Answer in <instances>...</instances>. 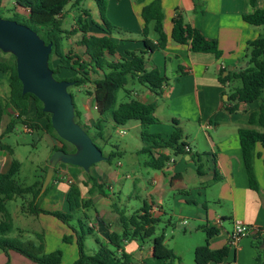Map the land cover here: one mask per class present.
<instances>
[{
    "label": "crops",
    "instance_id": "crops-1",
    "mask_svg": "<svg viewBox=\"0 0 264 264\" xmlns=\"http://www.w3.org/2000/svg\"><path fill=\"white\" fill-rule=\"evenodd\" d=\"M150 1L152 0H107L106 18L110 25L120 29L119 32L110 34L118 44L114 58L124 55L125 50L142 48L140 11ZM93 3L92 0L88 3V17L81 12L83 8L72 6L73 9L69 10L67 9L69 4L66 5L63 11V23L69 14H72L75 19L81 16L89 22L87 34H104L102 30L104 24L99 18L96 5L95 9L90 12L94 8ZM160 3L164 14L162 24L167 41L163 49L155 50L146 56L145 66L147 69L153 66L157 67L163 78L161 95L155 96L147 87L133 80L137 85L127 90L126 96L127 99L134 98L143 103H156L153 116L157 122L147 126L149 132L158 133L163 137L168 136L173 129L171 121L176 119L185 134L188 151L191 152L171 157L170 161L159 170L149 166L145 159L143 171L146 175L140 172L141 170L139 171L141 168L139 162L138 165L133 162L124 165L122 158H117L112 163L104 160L105 165L95 163L90 167V171L98 182L104 184L107 195L93 194V207L85 212L77 210L70 225L78 228L80 219L84 229L91 227L92 233L86 235L85 244L86 240L95 242V239L106 243L111 232L121 231L118 214L112 207V203L119 208L117 201L127 186L124 179L130 178L133 190L144 189L146 191L147 201L143 205H147V210L152 217L160 218L166 214L162 203L166 197L173 194L176 204L171 209L169 217L176 215L179 217V222L183 224L182 222L185 220L182 219H185L184 216H186L198 223L197 227L203 233L204 226L217 228L218 233L209 239V246L212 249L228 245L229 235L236 221L260 228L261 233L257 239L264 243V149L259 144L255 146V153L258 154L254 158L253 171L260 187L258 191H255L248 185L238 138V129L241 127L262 130L256 123H248L249 113L257 110L258 102L240 103L236 112L227 111L225 107L230 105L227 100L228 95L239 85L235 79L229 80L225 84L220 81V76H225L230 71L238 72L248 66L246 43L262 35L264 27L263 25L253 26L243 20L242 16L251 10L248 0H160ZM263 5L264 0L254 1L255 8H263ZM176 9L184 22L197 28L207 39L217 41L222 52L220 57L217 58L212 53L192 52L188 44H179L171 39L172 18L175 16ZM92 15L96 16L95 22ZM75 19L70 29L77 27ZM96 24L102 28L100 29ZM63 29L66 28L63 27ZM73 37H76L75 40L78 41L81 33L76 32ZM149 38L155 41V34L151 33ZM68 39L70 38L68 37ZM79 47L83 54L84 48ZM76 52L81 54L78 50ZM82 57L84 60L88 59L84 54ZM82 87L84 92L87 90L90 93L85 92L87 99L83 101V110L76 107L79 112L77 118L81 125L90 127L98 118L92 93L93 84L89 82ZM8 97L9 74L0 71V101H7ZM163 105L165 112L160 115L158 111ZM14 111L17 112V110ZM28 114H34L31 101ZM9 119L10 116L4 113L0 122L2 142L3 137L7 135L3 134V131ZM185 123L196 124L198 130L202 132L203 144H200L198 149H194L188 142ZM109 124L113 125L111 119L103 123V135ZM138 124L141 130L142 127L139 122ZM93 134L95 131L92 132ZM50 138L51 141L47 139L52 149L58 143L52 137ZM140 142L141 144L139 143L136 148L137 154L142 146L141 139ZM96 144L103 147V145H108V142L106 138L105 141L97 138ZM109 147L110 150L117 149L121 155L124 152L115 145L111 144ZM162 151L169 153L167 149H162ZM0 152H2L0 171L6 172L13 160H8L6 154L11 156L13 149L11 154L2 149ZM193 153L202 154L201 174L197 173V166L192 158ZM83 180L84 173L80 167L58 163L55 167L54 179L40 199L39 207L48 211L68 212L66 193L70 183L80 188L82 197L88 196V187L83 185ZM188 180L191 181L189 184H187ZM21 199L23 202L20 206H17L13 212L8 211L14 228L11 237L26 239L24 236L27 233L31 235L40 233L44 241V252L49 253L59 249L61 264H69L76 259L77 246L74 241V233L69 226L50 214H31L27 208L30 196ZM209 199L220 207L218 211L207 207ZM98 202L101 204L100 208L96 205ZM107 206L110 208L109 210L106 208ZM89 210H92L94 214L89 215ZM221 210H223L222 213H220ZM226 222L229 224L228 226ZM186 224L188 222L184 225ZM9 234L11 235V232ZM64 235H73V241L64 242L62 240ZM253 236H245L234 248L230 247L228 255L222 262H208L207 264H255L256 249L253 246ZM204 241L205 236L201 243ZM164 243L166 244L165 241ZM96 249L97 244L95 248H91L92 253L89 254H93ZM122 249L130 255L129 264H145V261L152 257L153 245L151 239H146L141 244L132 239L125 241ZM0 264L37 263L16 251L9 250L6 255L0 250Z\"/></svg>",
    "mask_w": 264,
    "mask_h": 264
},
{
    "label": "trees",
    "instance_id": "trees-1",
    "mask_svg": "<svg viewBox=\"0 0 264 264\" xmlns=\"http://www.w3.org/2000/svg\"><path fill=\"white\" fill-rule=\"evenodd\" d=\"M3 0H0V4ZM13 7L9 9L8 19L15 20L32 28L44 40L51 43L52 48L48 57V64L53 72V76L61 69H68L72 75L65 80L72 81L73 86H83L91 82L93 84L92 93L94 95L95 106L98 118L93 127L95 134H90L89 127L81 125L78 121L79 112L74 105L75 121L79 123L96 143V139L105 141L103 135L104 125L108 119L113 121V127L123 125L130 120L140 123V139L142 146L139 153L147 155L148 165L154 169H162L171 157L182 154H189L185 134L180 123L172 119V131L168 136H161L158 133L149 132L147 126L157 122L153 116L156 103H143L137 99L130 98L117 102V94L120 89H124L129 80H135L147 87L155 96L161 95L163 78L156 66L146 68V56L155 50H161L166 45V34L163 30V10L160 0H152L141 8L140 17L142 19L141 43L142 48L136 50H125L124 55L114 58L117 53L118 44L111 38L112 32H119L120 29L109 24L106 18L107 0H92L98 10L99 18L104 24L102 35L87 34L89 22L81 16L75 19V29H63V11L66 5L78 6L83 0H11ZM255 0H248L251 10L242 16L243 20L253 26L264 25V7L255 8ZM198 10V8H195ZM0 12H3L0 10ZM86 17L89 10L81 9ZM1 16V15H0ZM2 17V16H1ZM92 23H94L91 20ZM100 29L99 25L96 24ZM76 32L81 33L77 45L84 48L83 54L87 56L84 60L82 53L78 54L72 49L64 48V41ZM151 33L155 34V41L149 38ZM171 39L179 44H188L192 52L212 53L215 57L221 56V50L214 39H207L197 28L184 22L180 13L175 11L172 18ZM246 56L248 66L238 72L230 71L225 76H220L222 84L229 80H238L240 85L235 87L228 95L229 106L225 109L231 113L238 110L240 103L258 102V108L249 113L248 123H256L264 129V36L259 35L254 40L246 43ZM56 61L54 64L53 61ZM0 71L9 74V97L5 102L0 101V122L4 113L10 116L3 134L13 131L17 123L24 125L30 130H43L52 137L58 145H54L51 153L56 149H63L68 152L74 151V147L61 139L53 130L50 123V115L42 111L41 102L30 93H22L21 82L17 77L15 67V57L10 53L0 50ZM90 93V91H85ZM71 94V93H70ZM127 94V93H126ZM72 99L73 95L71 94ZM33 103L34 114L29 115V103ZM14 110H17L15 113ZM45 118L43 126L38 120ZM239 144L242 153L244 170L248 185L252 190L258 191L259 185L254 175L253 162L258 153H255V146L259 144L264 149V130L241 127L238 129ZM99 146V145H98ZM105 161L112 163L114 159L121 156L117 149L104 152ZM188 148V147H187ZM0 149L12 153V148L1 141ZM162 149H167L169 153H164ZM189 150V149H188ZM201 153H193V160L197 166V173L201 174ZM47 164L43 167V174L39 179L30 185L19 183L15 176L18 173L20 162L13 159L8 171H0V250L6 255L9 250L16 251L37 264H61V251L55 249L52 252H44V241L42 234L36 233V240H22L18 237H11L12 218L6 204L15 198H25L30 196L27 208L33 215L38 213L50 214L61 222L69 226L74 233V241L77 246L78 255L69 264H129L130 255L123 251V244L127 240L135 239L139 244L146 239H151L153 245L152 257L145 261V264H180V259L164 243V236L155 235L158 217H152L147 210V205H143L138 211L126 214L112 203V207L118 214L120 232H111L108 241L103 243L95 239L97 249L93 254H89L85 247L86 235L91 234V227L83 228L82 220H78V228L70 225L77 210L86 211L93 207L92 195L99 194L106 196L107 192L104 184L98 182L91 171L84 173L83 185L88 187L87 197L81 196L80 188L70 183L66 201L68 212L48 211L39 207V201L47 192L54 179L55 169L50 183L41 192L42 182L45 176ZM94 165V164H93ZM56 167V166H55ZM205 241L194 248V261L196 264H207L208 262H222L230 250L229 245H224L218 249L209 246V239L218 233L215 227H203ZM259 234L253 236V246L256 249L255 264H264V243L257 239ZM62 240L66 243L73 241V235H64ZM263 245V247H262Z\"/></svg>",
    "mask_w": 264,
    "mask_h": 264
},
{
    "label": "rangeland",
    "instance_id": "rangeland-1",
    "mask_svg": "<svg viewBox=\"0 0 264 264\" xmlns=\"http://www.w3.org/2000/svg\"><path fill=\"white\" fill-rule=\"evenodd\" d=\"M89 1L91 0H83L78 5L79 8L87 9ZM93 5L94 8H92L90 12L95 9V4L93 3ZM12 7L13 3L11 0H3L0 4V10H2L3 12H0V15L4 18L8 17L10 14L9 9ZM67 9L70 10L73 8L69 4L67 6ZM95 11L97 13V10ZM74 19L75 17L72 14H69V16L64 19L63 27L66 29H70ZM92 19H94L95 22L96 16L92 15ZM261 34L262 36H264V28ZM73 36L74 35H70L68 36L70 39H65L64 48L66 50L72 49V51L74 52L78 50L81 53V48L76 44V37ZM53 63L55 64L56 61L54 60ZM71 75L72 72L70 70L63 69L60 70L57 74L58 78L61 79L68 78ZM237 82V84L240 85V82L238 80ZM136 85L137 83L135 81L129 80V82L125 85L124 89H120L118 91L117 102L119 103L121 101L127 100L126 91L131 88H134ZM68 91L73 95V101L76 107L83 110V101L87 99V95L84 92V88L82 86L79 87L70 85L68 87ZM164 108V105L161 106L159 108L158 114L161 115L162 113H164ZM91 110L92 113H94L93 108H91ZM5 118H8V116H5ZM39 122L41 124H44L45 118L40 119ZM184 126L185 131L188 134V142L194 149H198L199 146L203 144L202 132L198 130L196 124L185 123ZM139 130L140 126L136 120H131L123 125L114 127L113 125L109 124L106 130L104 131V136L106 138V141L108 142V145H103L102 148L104 152H108L110 150L109 145L112 144L122 149L124 152L119 158H122L124 165H128L131 162L138 165L139 162L141 165L139 171L141 170L140 172H143V174L146 175V173L143 171L145 167L143 166V162L145 159H147V155L145 153H136V148L138 144H141ZM94 131H96V129L93 126H90V134H92V132ZM47 138L51 141V138L47 134H45L43 130L36 132L34 130H30L29 128L19 123L15 125L12 132L8 133L3 137V142L10 145L13 149V154L11 156L6 154L8 160L16 159L20 162L18 173L15 176L16 180L19 183L24 185H30L34 181L39 179L40 176L43 174L42 169L47 164L46 160H48L51 153V148L49 146ZM1 156L2 152H0V157ZM115 161L116 159L113 160V162ZM96 164L105 165V161L101 160L99 162H96ZM124 181L126 182L127 186L126 189L123 190V194L120 196L119 201H117L119 207L118 209L123 210L126 214H132L133 212L138 211L140 208H142L143 203L147 201V195L144 189H140L139 191L133 190L130 178L124 179ZM190 182L191 181L188 180L187 184H189ZM134 195L137 196L135 197ZM174 200L175 198L173 194H170L164 199L162 203V208L166 214L160 216L159 221L156 224L155 235L162 234L164 236L166 246L171 249L177 257L180 258V264H196L194 261V248L197 245L195 244H203L201 242L205 235L197 227L198 223L187 218L186 216H184L185 219H182L188 222V224L186 225L181 224L178 219L179 217L176 215H172V217H169V215L171 214V209L174 207V204H176ZM22 202L23 200L18 197L15 200L8 201L6 207L9 212H13V210L17 206H20ZM96 205L99 208L101 207V204L99 202ZM207 207L215 211H218V209L220 208L218 205L214 204L213 200L208 201ZM106 208L108 210L110 209L108 206ZM222 211L223 210H221L220 213H222ZM220 213L218 212V214ZM88 214L93 215L94 213L92 210H89ZM226 224L227 226L229 225L227 222ZM13 233L14 228L11 231V235L9 234V236H13ZM24 238L26 239L22 240H36L35 234L31 235L30 233H27ZM85 247L88 253H92L91 248H95L96 244L94 241L91 242V240H86Z\"/></svg>",
    "mask_w": 264,
    "mask_h": 264
},
{
    "label": "water",
    "instance_id": "water-1",
    "mask_svg": "<svg viewBox=\"0 0 264 264\" xmlns=\"http://www.w3.org/2000/svg\"><path fill=\"white\" fill-rule=\"evenodd\" d=\"M51 48V43L46 44L29 26L0 16V50L15 57L22 93H30L41 102L55 133L74 147L72 152L56 149L50 154L41 192L50 183L58 163L87 172L93 164L105 159L100 147L75 121L73 99L68 91L73 82L53 76L48 64Z\"/></svg>",
    "mask_w": 264,
    "mask_h": 264
},
{
    "label": "built area",
    "instance_id": "built-area-1",
    "mask_svg": "<svg viewBox=\"0 0 264 264\" xmlns=\"http://www.w3.org/2000/svg\"><path fill=\"white\" fill-rule=\"evenodd\" d=\"M186 150L188 151L187 147H186ZM182 223L185 224L186 221H183ZM260 233H261L260 228L249 226L241 221H236L234 223L232 232L229 235L228 245L231 248H234L238 244L241 238L248 236V235H257Z\"/></svg>",
    "mask_w": 264,
    "mask_h": 264
}]
</instances>
